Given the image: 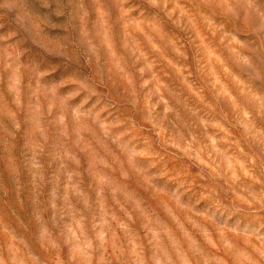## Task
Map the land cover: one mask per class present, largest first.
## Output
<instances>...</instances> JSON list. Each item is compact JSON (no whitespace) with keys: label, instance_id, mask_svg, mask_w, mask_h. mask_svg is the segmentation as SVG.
I'll use <instances>...</instances> for the list:
<instances>
[{"label":"rangeland","instance_id":"1","mask_svg":"<svg viewBox=\"0 0 264 264\" xmlns=\"http://www.w3.org/2000/svg\"><path fill=\"white\" fill-rule=\"evenodd\" d=\"M0 264H264V0H0Z\"/></svg>","mask_w":264,"mask_h":264}]
</instances>
